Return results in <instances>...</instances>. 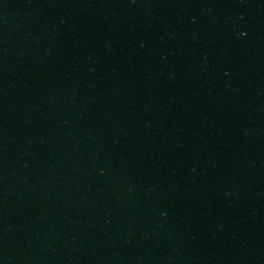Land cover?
I'll list each match as a JSON object with an SVG mask.
<instances>
[{
	"label": "water",
	"instance_id": "95a60500",
	"mask_svg": "<svg viewBox=\"0 0 264 264\" xmlns=\"http://www.w3.org/2000/svg\"><path fill=\"white\" fill-rule=\"evenodd\" d=\"M115 0H0V264H89Z\"/></svg>",
	"mask_w": 264,
	"mask_h": 264
}]
</instances>
